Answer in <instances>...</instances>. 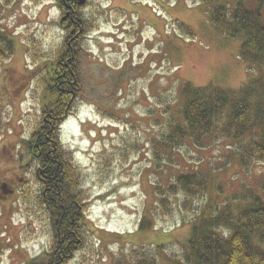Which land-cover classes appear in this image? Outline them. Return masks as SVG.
<instances>
[{
	"label": "rangeland",
	"instance_id": "1",
	"mask_svg": "<svg viewBox=\"0 0 264 264\" xmlns=\"http://www.w3.org/2000/svg\"><path fill=\"white\" fill-rule=\"evenodd\" d=\"M255 1L246 4L255 9ZM211 7L198 0H86L79 7L84 51L59 143L81 176L79 215L85 212L90 231L67 264H135L142 250L155 257L157 249L159 264H177L197 216L236 215L249 192L264 200V163L242 169L231 142L211 137L197 148L187 139L168 159L153 154L152 142L174 127L194 89L236 95L263 75L239 56L243 38L211 23ZM0 8L1 31L13 40V55L0 61V264H25L53 243L25 143L52 101L53 60L69 16L54 0H0ZM193 173L210 177L204 195L189 204L183 193H162ZM148 220L150 230H138Z\"/></svg>",
	"mask_w": 264,
	"mask_h": 264
},
{
	"label": "trees",
	"instance_id": "2",
	"mask_svg": "<svg viewBox=\"0 0 264 264\" xmlns=\"http://www.w3.org/2000/svg\"><path fill=\"white\" fill-rule=\"evenodd\" d=\"M198 1L212 5L209 10L211 23L221 28L223 35L243 38L239 56L246 61L250 72L259 69L263 75L249 80L236 95L209 88L194 89L174 127L152 142L153 154L162 161L187 139L193 146L204 148L214 137L237 147L233 154L242 169L253 163H264V108L257 100L260 98L264 103V0H256L255 9L250 8L246 0H234L231 7L226 0ZM54 2L69 16V22L63 26L65 38L60 54L53 60V76L57 78L52 101L45 104L38 126L25 143L30 161L35 163L39 201L50 220L53 243L44 254L25 264H67L90 231L85 212L79 215L86 201L85 196H81V176L59 143L60 126L74 108L72 90L77 58L84 51L79 35L84 31L85 20L79 0ZM1 12L0 8V16ZM12 46L13 40L0 28V61L13 55ZM255 128L259 129L260 137L254 133ZM249 134V141L242 143ZM209 179L206 173L181 174L162 193H183L190 204V198L205 194ZM46 195L51 196L52 201L47 202ZM241 197L243 206L236 215L222 210L215 217L199 215L190 222V232L181 245L182 257L177 264H264V200L252 192ZM160 201L166 199L162 197ZM151 226L152 221H143L138 230H148ZM151 247L156 248L153 244ZM157 250L159 254L155 257L142 250L135 264H159L162 250Z\"/></svg>",
	"mask_w": 264,
	"mask_h": 264
},
{
	"label": "flooded vegetation",
	"instance_id": "3",
	"mask_svg": "<svg viewBox=\"0 0 264 264\" xmlns=\"http://www.w3.org/2000/svg\"><path fill=\"white\" fill-rule=\"evenodd\" d=\"M48 191H50L49 189H47ZM46 191V190H45ZM51 193V192H50ZM45 195V194H44ZM50 200L52 201V197L49 195H46V201L50 202Z\"/></svg>",
	"mask_w": 264,
	"mask_h": 264
},
{
	"label": "water",
	"instance_id": "4",
	"mask_svg": "<svg viewBox=\"0 0 264 264\" xmlns=\"http://www.w3.org/2000/svg\"><path fill=\"white\" fill-rule=\"evenodd\" d=\"M85 0H80L79 4L82 5L84 4Z\"/></svg>",
	"mask_w": 264,
	"mask_h": 264
},
{
	"label": "bare ground",
	"instance_id": "5",
	"mask_svg": "<svg viewBox=\"0 0 264 264\" xmlns=\"http://www.w3.org/2000/svg\"><path fill=\"white\" fill-rule=\"evenodd\" d=\"M79 2H80V0H79ZM80 5V4H79Z\"/></svg>",
	"mask_w": 264,
	"mask_h": 264
}]
</instances>
